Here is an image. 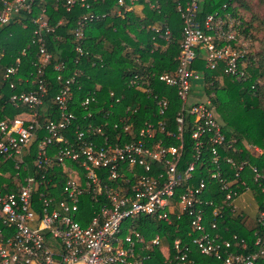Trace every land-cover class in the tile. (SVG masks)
Instances as JSON below:
<instances>
[{
  "label": "built area",
  "instance_id": "1",
  "mask_svg": "<svg viewBox=\"0 0 264 264\" xmlns=\"http://www.w3.org/2000/svg\"><path fill=\"white\" fill-rule=\"evenodd\" d=\"M60 1L67 9L74 4L85 8L91 5V0ZM153 1V7L158 8L157 0ZM202 1L177 0L182 21L177 68L175 72L167 71L159 76L166 85L176 88L181 101L173 121L176 132L166 129L165 119L156 118L144 120L139 129L133 131L131 113L116 116L113 109L96 115L88 111L83 117L88 120L87 124L74 125L71 129L76 119L69 110L71 85L76 83L71 74L64 79L63 87L54 97L58 109L56 120L40 125L35 110L24 112L10 121L0 120V175L10 162L13 168L27 172L13 180V187L8 181L0 186V264H150L154 248L159 249L162 264H195L189 257V245L179 238L168 245L162 242L159 233L145 238L137 228L139 216L171 224L184 215L189 217L194 234L191 243L201 254L215 257L222 264H262L264 240L257 237L255 244L259 248L253 252L239 251L247 247L243 238L233 234L231 239H226L216 230L222 205L214 204L213 199L206 196L212 191L209 182L199 178L192 183L196 166L202 159V149L209 144L210 158L207 161L214 167L209 176L218 182L219 193H222L219 200L236 207L234 201L241 194L240 188L250 190L240 179L244 163L236 166L232 180L223 174L221 160L230 164L233 161L222 158L218 152L227 141L212 102L214 93L200 95V89L195 87L203 80V74L193 65L200 55L205 69L220 68L229 76L245 78L246 55L252 38L246 32L244 21L232 15L225 4L199 18ZM32 2L0 0V24H7L21 11L29 12ZM116 4L117 16L136 5L134 0H116ZM105 15L106 12L83 14L74 29L75 37H83L84 21ZM35 22L38 24L35 34L40 44L37 72L41 73L51 54L41 35V30L47 27L46 20L40 15ZM155 30L162 39H169L167 26L163 29L156 26ZM76 50L82 54L79 45ZM18 63L17 59L16 65L6 67L1 76V80L8 82L12 89L16 85L10 78L17 76ZM65 68L63 62L55 65L60 72ZM16 79L22 80L21 77ZM144 79L135 74L130 83H148ZM30 82L36 84L33 89L16 90L10 99L34 109L43 103L47 85L41 77ZM150 93L151 88H148L147 94ZM153 96L158 110L154 116L161 117L167 109V98ZM188 117L191 118L190 137L194 153L193 159L181 167L183 130L188 126ZM95 120L98 122H92ZM39 128L46 130L48 135L39 140L33 164L36 167L61 166L65 170L62 190L57 189L56 181L47 174L31 173L25 160L28 144ZM162 131H165L166 138L179 140V144H164L163 137L158 135ZM124 136L128 138L123 139ZM253 149L263 152L258 146ZM251 169L254 181L264 194V168L260 170L252 166ZM179 188L182 190L178 192ZM85 196L93 202V207L82 224L85 212L81 204ZM208 206L212 207V216L206 220L205 208ZM259 216H264L263 210Z\"/></svg>",
  "mask_w": 264,
  "mask_h": 264
},
{
  "label": "trees",
  "instance_id": "2",
  "mask_svg": "<svg viewBox=\"0 0 264 264\" xmlns=\"http://www.w3.org/2000/svg\"><path fill=\"white\" fill-rule=\"evenodd\" d=\"M157 2L158 8H154L153 0H134L136 5L132 9L117 16L116 0H91L89 8L74 4L70 9H67L60 0H33L29 12L21 11L7 24H0V120L10 121L32 110L37 112L40 125L49 120H56L58 109L54 97L63 87L64 79L71 74L76 78V83L71 85L72 99L69 103V110L76 116L71 129L75 127L74 125L87 124L88 120L83 117L88 111L96 115L113 109L116 116L131 113L133 131H137L144 120L156 118L165 119L166 129L176 132L173 121L181 107V101L176 88L166 85L159 76L167 71L175 72L177 68L176 56L182 42V21L177 9V0ZM223 4L232 15L239 16L244 21L246 32L254 41L246 55L245 78L229 76L220 68L213 71L205 69L204 59L198 55L193 66L202 72L203 80L199 81V86L195 88L200 89L201 96L214 93L212 102L216 107L217 116L223 122L221 130L227 141L218 148V152L222 158H231L233 161V164H230L225 159L221 160L223 174L232 180L236 166L244 163L240 179L246 182L249 191L255 197L258 205L256 217L247 223L244 214L237 207L219 200L222 193H219L218 182L209 176L214 169L207 161L210 158L209 144L202 149V159L196 166L192 183L199 178H205L209 182L212 191L206 196L212 198L214 204L222 205L221 216L217 218V232L226 239H231L233 234L243 238L247 247L237 249L247 253L259 248V245L255 244L257 237L264 240V216L262 218L259 216L260 210L264 211V194L254 181L251 169L252 166L260 170L264 168V82L259 81L264 80V52L255 50L256 37L251 31V20L249 21L241 10L242 7L248 9L246 0H203L200 3L199 18L214 9H221ZM140 7L141 9H137ZM105 12V16L84 21L83 37L81 39L75 37L74 29L83 14ZM40 15L47 23V27L41 30V35L51 58L49 63L42 67L43 72L38 73L40 44L35 34L38 26L35 19ZM156 26L162 29L165 26L169 28L168 40L159 36V32L155 30ZM77 45L81 47L82 54L76 50ZM17 59L19 63L16 77H21L22 80L11 77L10 80L16 85V88L12 89L9 88L8 82L1 80V76L6 67L16 65ZM60 62L66 67L63 72L55 69V65ZM77 69L80 71L76 72ZM135 74L142 75L144 81L147 80L148 83L138 81L132 85L130 80ZM37 77L43 78L47 85V93L40 106L30 109L25 104L11 101L10 97L16 90L33 89L36 84L30 81L33 79L36 81ZM25 79H28V82H24ZM148 88H151L153 95L167 98V109L161 117L154 116L158 111L156 98L151 93L147 94ZM86 99L88 101L84 102ZM190 119L187 118L188 126L183 130L181 167L193 159ZM164 132L158 133L163 137L164 144H179V140L174 137L166 138ZM45 135H48L46 130L37 129L36 135L28 144L25 160L31 173L47 174L48 178L56 181L57 189L62 190L65 170L61 166L55 164L51 167L48 165L36 167L33 164L36 146ZM254 146H258L263 152L254 151ZM8 164L10 166L4 164L5 168L2 169L0 186L2 182L8 181L11 183L10 187H13V180L21 178L27 172L13 168L12 162ZM181 190L182 188H179L178 192ZM243 191L241 187L240 192ZM89 199L85 196L81 204V209L85 212L82 224L86 222L87 214L91 211L93 202ZM205 210L208 220L212 216V207L208 206ZM138 222L137 228L145 238L159 233L164 244L171 245L175 238L188 244L189 257L195 264H222L221 260L215 257L201 254L191 243L194 234L191 232L187 215L171 224L155 221L148 216H139ZM153 257L150 264H162L158 248H154ZM261 262L264 264V256Z\"/></svg>",
  "mask_w": 264,
  "mask_h": 264
},
{
  "label": "rangeland",
  "instance_id": "3",
  "mask_svg": "<svg viewBox=\"0 0 264 264\" xmlns=\"http://www.w3.org/2000/svg\"><path fill=\"white\" fill-rule=\"evenodd\" d=\"M248 3V9H245L242 7V11H244L245 17L252 23V34L255 35V50H259L261 52H264V0H246ZM253 39H252V45H253ZM261 83L264 82V80H260ZM192 100L191 98H189ZM218 120L220 124H223L220 117H218ZM243 191L240 195H242ZM239 195V196H240Z\"/></svg>",
  "mask_w": 264,
  "mask_h": 264
},
{
  "label": "crops",
  "instance_id": "4",
  "mask_svg": "<svg viewBox=\"0 0 264 264\" xmlns=\"http://www.w3.org/2000/svg\"><path fill=\"white\" fill-rule=\"evenodd\" d=\"M236 207L245 216V221L248 223L257 214V202L251 191H246L242 195L238 196L234 201Z\"/></svg>",
  "mask_w": 264,
  "mask_h": 264
}]
</instances>
